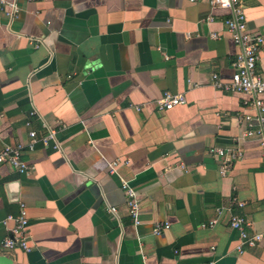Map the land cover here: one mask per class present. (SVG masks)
I'll list each match as a JSON object with an SVG mask.
<instances>
[{
    "label": "crops",
    "instance_id": "1",
    "mask_svg": "<svg viewBox=\"0 0 264 264\" xmlns=\"http://www.w3.org/2000/svg\"><path fill=\"white\" fill-rule=\"evenodd\" d=\"M18 4L12 20L0 4V146H22L28 169L0 165V254L14 264H264V146L245 135L258 123L248 127L243 115L255 113L242 95L211 84L213 73L229 82L238 51L227 13L186 0ZM241 4L248 30L264 36V0ZM165 91L186 103L159 111ZM212 148L236 156L224 176ZM122 180L136 191L138 225ZM21 209L30 250L6 251L8 217ZM233 215L263 234L255 247L241 245Z\"/></svg>",
    "mask_w": 264,
    "mask_h": 264
},
{
    "label": "built area",
    "instance_id": "2",
    "mask_svg": "<svg viewBox=\"0 0 264 264\" xmlns=\"http://www.w3.org/2000/svg\"><path fill=\"white\" fill-rule=\"evenodd\" d=\"M33 0H0V4L4 7L5 15L10 19H14L17 12L20 9L19 2H27ZM189 3H198L205 1L210 9H218L225 11L228 17L224 19V27L229 34L232 43L237 47L234 59L231 63L230 80L227 83L222 82L218 74L213 73L211 75V84L217 88L224 89L238 93L243 96L244 105L254 111V115L244 114L243 118L247 121L248 127L251 126V121L256 120L258 128L256 130L249 129L245 135L252 136L257 135L260 139V145L264 146V76L257 70V62L259 59V52L264 45V36L260 32H252L247 28V19L245 17L244 9L241 4V0H186ZM48 24V23H47ZM37 47V45H36ZM159 111H169L175 107L182 106L186 103L182 94H175L169 91H165L162 96L153 102ZM29 126L30 123H25ZM44 127V125H43ZM29 142L26 146L28 151L34 150L36 143L35 132L30 131L28 133ZM54 137V131H49L44 141ZM23 147L17 146H0V165H5L20 173L27 172V165L23 160ZM209 153L213 156H217L222 159L220 174H224L229 169L232 160L236 156L224 149L212 148ZM239 157V153L237 155ZM264 164V160H263ZM121 187L126 195V204L128 213L132 218L134 225L140 223V211L141 207L137 200L136 191L131 187L128 181L122 180ZM112 213H115V208H110ZM8 220L15 224L14 229L10 232V235L5 237L1 243V246L6 251L14 249H21L28 252L30 249L27 246L26 227L28 224L26 213L24 209L20 210V213L16 217H8ZM210 224H213L211 222ZM246 221L244 218L233 215L229 220V227L231 230L238 233V238L241 245L247 247H255L263 238V234L254 233L248 234L245 231ZM168 229V225L163 226L156 225L153 229L154 234H160L161 230ZM238 252L241 249L238 248ZM214 264V263H209Z\"/></svg>",
    "mask_w": 264,
    "mask_h": 264
},
{
    "label": "water",
    "instance_id": "3",
    "mask_svg": "<svg viewBox=\"0 0 264 264\" xmlns=\"http://www.w3.org/2000/svg\"><path fill=\"white\" fill-rule=\"evenodd\" d=\"M0 264H14V262L8 256L0 254Z\"/></svg>",
    "mask_w": 264,
    "mask_h": 264
}]
</instances>
